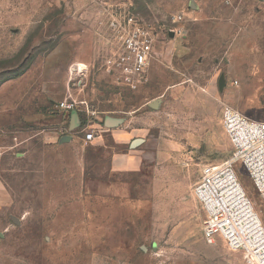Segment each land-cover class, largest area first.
Returning <instances> with one entry per match:
<instances>
[{"label":"rangeland","instance_id":"obj_1","mask_svg":"<svg viewBox=\"0 0 264 264\" xmlns=\"http://www.w3.org/2000/svg\"><path fill=\"white\" fill-rule=\"evenodd\" d=\"M128 17L154 40L136 91L103 67ZM75 64L88 68L81 93ZM71 97L74 128L57 108ZM0 102L1 144L31 139L0 155V264H243L206 240L194 189L205 166L233 158L226 107L264 122V0H0ZM44 130L79 142H36Z\"/></svg>","mask_w":264,"mask_h":264},{"label":"built area","instance_id":"obj_2","mask_svg":"<svg viewBox=\"0 0 264 264\" xmlns=\"http://www.w3.org/2000/svg\"><path fill=\"white\" fill-rule=\"evenodd\" d=\"M231 4L233 0H224ZM183 21L177 16L175 24ZM119 37L105 58L103 67L119 86L136 91L145 80L152 57L154 40L149 25L138 26L128 17L118 29ZM176 34V30H168ZM88 68L75 64L70 68L71 90L84 91ZM146 81V80H145ZM80 103L71 97L58 109L71 113ZM222 125L234 149L233 158L219 166L202 169L194 193L206 218L203 233L209 243L222 238L233 252L243 256V264H264V225L248 198L236 173L240 163L264 203V122L247 118L230 107L222 114ZM85 142L95 140V129L86 133ZM6 150L0 144V155Z\"/></svg>","mask_w":264,"mask_h":264},{"label":"crops","instance_id":"obj_3","mask_svg":"<svg viewBox=\"0 0 264 264\" xmlns=\"http://www.w3.org/2000/svg\"><path fill=\"white\" fill-rule=\"evenodd\" d=\"M1 103V102H0ZM24 134V133H22ZM39 135L41 136L40 139H38L36 142H60L61 139L63 137H65V135H58L56 133H48L45 130L44 131H40ZM20 135H18L17 137H14V141L13 144L11 145H6L3 146L0 142V144L6 148V150H10V149H16L18 147H20L21 145H23L25 142H30V138H25V137H19ZM71 140L69 142H79V138L74 137L73 135L70 136ZM84 140V139H83ZM85 141V140H84ZM12 142V141H11ZM88 143V142H86ZM5 195V191H4V185L2 184V182L0 181V197Z\"/></svg>","mask_w":264,"mask_h":264},{"label":"water","instance_id":"obj_4","mask_svg":"<svg viewBox=\"0 0 264 264\" xmlns=\"http://www.w3.org/2000/svg\"><path fill=\"white\" fill-rule=\"evenodd\" d=\"M171 36H173V34L171 33ZM152 108L156 109V105H153ZM71 117H72V128H74L76 125H79V120H78V112L77 111H72L71 112ZM123 120L121 119H114V118H106V126H109V127H112V128H115V127H118L122 124ZM71 140V137L70 136H65L61 139L60 143L63 144V143H67ZM146 141L144 139H135L131 142L130 144V148L132 150L138 148L139 146H141L142 144H144ZM14 223L16 225H19V222L18 220H15L14 219Z\"/></svg>","mask_w":264,"mask_h":264},{"label":"trees","instance_id":"obj_5","mask_svg":"<svg viewBox=\"0 0 264 264\" xmlns=\"http://www.w3.org/2000/svg\"><path fill=\"white\" fill-rule=\"evenodd\" d=\"M18 77H20V75L16 76V78H18ZM12 79H15V77H14V78H12ZM4 83H5V82H4Z\"/></svg>","mask_w":264,"mask_h":264}]
</instances>
